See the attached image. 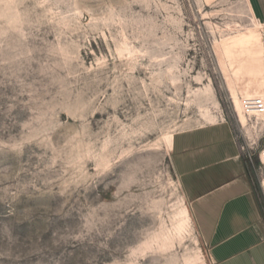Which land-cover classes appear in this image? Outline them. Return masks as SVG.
Wrapping results in <instances>:
<instances>
[{
    "label": "rangeland",
    "instance_id": "1",
    "mask_svg": "<svg viewBox=\"0 0 264 264\" xmlns=\"http://www.w3.org/2000/svg\"><path fill=\"white\" fill-rule=\"evenodd\" d=\"M253 1L0 0V264H213L170 150L227 122L264 192Z\"/></svg>",
    "mask_w": 264,
    "mask_h": 264
},
{
    "label": "crops",
    "instance_id": "2",
    "mask_svg": "<svg viewBox=\"0 0 264 264\" xmlns=\"http://www.w3.org/2000/svg\"><path fill=\"white\" fill-rule=\"evenodd\" d=\"M264 20V1H253ZM172 167L213 264H264V192L227 122L176 133Z\"/></svg>",
    "mask_w": 264,
    "mask_h": 264
},
{
    "label": "built area",
    "instance_id": "3",
    "mask_svg": "<svg viewBox=\"0 0 264 264\" xmlns=\"http://www.w3.org/2000/svg\"><path fill=\"white\" fill-rule=\"evenodd\" d=\"M244 112L248 117L249 121L252 122L253 119L257 121L262 119L261 122L264 123V99L261 97L247 98L243 100ZM264 134L262 136V139ZM256 161L257 163L264 168V145L256 144ZM242 147V152L244 151ZM247 159L253 163L255 161L252 154H248Z\"/></svg>",
    "mask_w": 264,
    "mask_h": 264
}]
</instances>
